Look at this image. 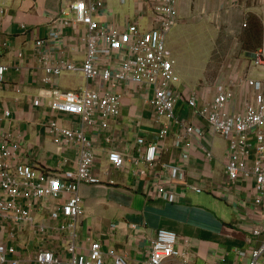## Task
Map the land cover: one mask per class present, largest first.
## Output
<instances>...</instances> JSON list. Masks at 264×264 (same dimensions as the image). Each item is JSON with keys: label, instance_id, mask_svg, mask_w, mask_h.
Instances as JSON below:
<instances>
[{"label": "built area", "instance_id": "obj_1", "mask_svg": "<svg viewBox=\"0 0 264 264\" xmlns=\"http://www.w3.org/2000/svg\"><path fill=\"white\" fill-rule=\"evenodd\" d=\"M141 2L153 11L148 28L135 21L128 22L125 28L100 22L97 16L107 8L106 0H73L53 15V25L47 36L36 40V53L44 72L40 82L51 89H44L33 105L43 110L49 101L53 117L46 121L44 127L53 139L60 161L58 169L39 171L22 154L24 150L32 153V147L23 148L12 135L0 134V238L8 232L14 239L19 232L33 228L35 234L49 239L48 235L53 230L67 235L64 251L68 256L41 248L36 257L29 260L30 263L108 264L111 258L113 264H129L121 254L112 252L107 255L101 241L91 240L88 252H80L77 245L78 222L84 214L80 188L102 182L95 174L96 142L102 136L104 143L113 147L108 153L111 166L123 170L127 168L128 161L137 166L145 164V168L136 172L141 177L146 175V167L150 170L161 163L171 127L178 126L171 148L182 149L179 161L175 164L162 163L168 181L155 183L153 190L158 198L168 202H176L180 198L176 183L202 191V185L188 181L189 178L200 180L202 170L194 172L187 164L191 157L192 140H205L206 128L176 114L177 103L183 98L181 79L175 69V60L169 57L167 49V35L180 22V0ZM142 12L143 6H139L137 20ZM6 13L0 0V32ZM82 25L84 30L81 31ZM73 29L75 33L69 32ZM71 39L85 49L83 61L69 58ZM251 53L255 66H264V47ZM8 71L9 67L0 63V86L5 84ZM66 74L82 75L94 85L90 83V87L79 91H63L57 80ZM247 87L249 95H246ZM244 88V103L236 110L233 108L236 92ZM130 90L148 96L146 102L161 124L155 141L137 137L135 156L128 150H120L116 138L109 135L111 119L122 114V100ZM187 102L194 116L229 142L224 170L228 181L235 183L241 178L253 179L257 193L254 202L258 211L264 212V78L234 74L217 82L212 96L204 102L196 95L188 97ZM11 116L12 112L2 107L0 98V118ZM60 118L67 119L71 125L61 124ZM70 151H74V159L67 154ZM204 151L208 160L213 158L211 149L205 147ZM151 193L152 190L148 194ZM43 201L62 202L55 210H50L49 218L61 222L57 227L37 223L35 211ZM250 233L257 238V246L246 264H262L264 219L261 224L252 227ZM187 241L173 230H158L151 243L149 263L165 264L179 259L180 264H195L191 250L180 248ZM248 241L253 243L252 238ZM236 252L242 259L248 258L247 251L236 248ZM21 262L14 246L0 241V264Z\"/></svg>", "mask_w": 264, "mask_h": 264}, {"label": "crops", "instance_id": "obj_2", "mask_svg": "<svg viewBox=\"0 0 264 264\" xmlns=\"http://www.w3.org/2000/svg\"><path fill=\"white\" fill-rule=\"evenodd\" d=\"M71 1L73 0H2L7 13L3 18L0 32V63L7 65L9 71L5 76V84L0 86V98L2 107L9 109L12 116L8 119L0 118V134L12 135L23 148L32 147V153L24 150L25 153L22 151V154L26 161L39 171L58 169L60 156L51 135L44 127L46 121L53 117L48 107L49 101L47 108L43 110L33 105V101L44 93V89L46 91L51 89L40 82L44 72L38 61L35 43L38 38L47 36L53 25L51 22L53 15L65 9ZM191 1L180 0L178 24L189 19L183 10ZM200 1L209 3L212 0ZM124 5L129 6L128 10L125 11ZM139 6H143V12L141 18L137 20ZM106 7L101 15L97 16V20L111 26L125 28L128 22L135 21L148 28L153 19L152 9L141 0H127L126 3H121L120 0H106ZM245 25L247 27L248 24ZM206 26L207 24L205 33L206 28H209ZM80 30H84L83 25L80 26ZM71 31L76 32L74 29L69 32ZM250 32H254V28H249L247 35ZM259 32L262 34L261 30ZM260 37H257V41L250 39L252 42L242 37L240 48L246 53L259 49ZM261 41L264 43V40ZM71 46L69 58L73 61H83L86 57L85 49L74 39H71ZM208 49L211 53L213 46L208 45ZM168 54L174 59L170 52ZM208 59L209 57L202 64L201 70L190 71L189 74L177 64L175 66L181 79L180 88L183 95L176 106V109L180 108V112L176 114L206 128L205 140L201 138L192 140L191 157L187 164L194 172L202 170L200 180L188 179L202 185V191L198 192L185 184L176 183V191L180 198L176 202H168L158 198L156 191L153 190L155 183L161 180L168 181V174L163 171L162 163L175 164L179 161L182 149L171 148L175 131L179 130L178 126L171 127L170 135L166 138L167 149L162 152L161 163L150 170L146 167V175L142 174L141 177L137 176L136 172L145 168V164L137 166L128 161L127 168L123 170L111 166L108 153L113 147L104 143L102 136L96 142L98 150L95 166V174L102 182L98 185H82L80 188L84 210L78 222L77 245L80 252H88L90 241L96 240L101 241L104 252L109 256L115 252L117 255L125 256L129 264H150L151 243L156 232L161 229L173 230L188 240L185 245L181 244L180 248L191 250L195 264H246L251 258V252L257 246V238L250 232L252 227L261 224L264 219V212L258 211V206L254 202L257 196L255 181L242 178L235 183L228 181L224 170L229 142L194 116L187 100L188 97L196 95L204 102L212 96L217 82L226 80L234 74L264 78V66H255L253 56L249 60L241 57L238 61L240 66L235 68L233 66L231 72L221 71L220 75L217 72L218 77H213L215 74L209 72ZM223 75L224 77H221ZM63 79L68 83L75 80L76 84L65 86L62 83ZM90 83L91 86L94 85L93 81L89 82L84 76L75 74H66L57 80L59 88L63 91H79L90 87ZM244 90L245 88L238 89L236 92L233 101V108L236 110L238 106L242 108L245 100ZM249 94L250 89L247 87L246 95ZM147 97L130 90L123 97L122 114L111 119L112 129L109 135L116 138L120 150H128L134 156L137 137L143 136L146 141H155L161 128L150 104L146 102ZM182 100L185 102L180 106ZM186 106L190 109L188 119L180 115L185 114ZM60 120L65 126L71 125L67 119ZM205 147L212 150V159L206 158ZM67 154L74 159V151ZM151 190L152 193L149 195ZM61 203L41 202L35 211L37 223L52 227L60 225L61 222L52 221L49 215L50 210H55ZM35 231L33 228H27L19 232L14 239L5 232L0 241L17 249L21 264H33L29 260L34 259L41 248L53 250L60 256H68L64 251L66 234L61 235L52 230L47 239L35 234ZM250 238L253 239V243L248 241ZM236 248L247 251L248 258L242 259ZM108 264H113L111 258ZM165 264H180V260H172Z\"/></svg>", "mask_w": 264, "mask_h": 264}, {"label": "rangeland", "instance_id": "obj_3", "mask_svg": "<svg viewBox=\"0 0 264 264\" xmlns=\"http://www.w3.org/2000/svg\"><path fill=\"white\" fill-rule=\"evenodd\" d=\"M187 5L189 6L183 10V13L186 18L193 21L186 19L185 22L177 24L167 37V49L175 59V66L177 64L186 74L201 70L207 57H209V72L215 74L213 77L217 76V72L218 74L221 71L231 72L233 68L241 65L238 64L239 58L249 60L253 56V53H246L240 48L242 37L245 40L257 41V37L261 36L259 46L264 47V43L261 42L264 40V0H212L209 3L192 0ZM124 7L125 11L129 8L128 5ZM205 24L206 27L209 26L206 28V33L209 34L207 36ZM249 28H254V32L247 35ZM208 45L213 46L211 53ZM70 81L68 83L63 79L62 83L65 86L76 84L75 80ZM184 102L182 100L180 106ZM179 112L178 107L176 113ZM189 112L190 109L186 106L185 114L180 115L188 119Z\"/></svg>", "mask_w": 264, "mask_h": 264}, {"label": "trees", "instance_id": "obj_4", "mask_svg": "<svg viewBox=\"0 0 264 264\" xmlns=\"http://www.w3.org/2000/svg\"><path fill=\"white\" fill-rule=\"evenodd\" d=\"M250 33H252V32H250ZM250 33H249V35H250ZM259 38V37H258ZM262 42V41H261ZM245 43H248V42H245ZM262 44V43H261ZM255 50V49H254Z\"/></svg>", "mask_w": 264, "mask_h": 264}]
</instances>
